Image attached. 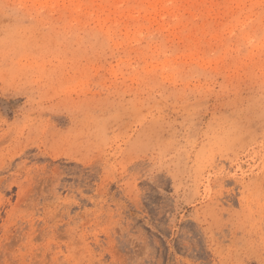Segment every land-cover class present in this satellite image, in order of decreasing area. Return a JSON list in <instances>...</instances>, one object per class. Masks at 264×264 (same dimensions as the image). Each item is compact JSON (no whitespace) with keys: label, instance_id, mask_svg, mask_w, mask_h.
Instances as JSON below:
<instances>
[{"label":"rangeland","instance_id":"1","mask_svg":"<svg viewBox=\"0 0 264 264\" xmlns=\"http://www.w3.org/2000/svg\"><path fill=\"white\" fill-rule=\"evenodd\" d=\"M0 264H264V0H0Z\"/></svg>","mask_w":264,"mask_h":264}]
</instances>
